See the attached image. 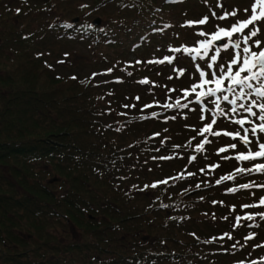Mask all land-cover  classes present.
<instances>
[{
  "label": "trees",
  "instance_id": "16d2710c",
  "mask_svg": "<svg viewBox=\"0 0 264 264\" xmlns=\"http://www.w3.org/2000/svg\"><path fill=\"white\" fill-rule=\"evenodd\" d=\"M107 4L112 12L100 10L105 17L100 24L76 15V22L46 20L31 29L17 24L21 10L11 13L9 3L0 0V264H226L222 254L234 251L242 236L264 238V206L259 201L244 205L234 200L226 206L236 191L241 192L239 187L249 185L248 165L237 159L243 143L238 142L234 155L226 152L224 139L231 135L224 133L232 130L212 125V132L220 135L201 133L197 113H191L201 101L206 112L219 95L225 106L220 123L224 125L226 115L236 113L225 110L236 107L238 112L245 103L241 98L236 105L224 101L232 87L224 83L222 91L212 96L205 95L212 87L204 84L197 100L190 88L178 89L173 79L169 85V77L150 74L170 63L150 61L167 56L175 66L180 62L188 66L190 55L197 61L195 52L174 51L200 46L186 42L202 25L186 22L224 16L236 4L92 0L79 10L84 14ZM237 21L230 19L225 29ZM48 36L81 41L109 61L105 82L55 68L48 56ZM99 46H112L116 53H101ZM130 52L138 55L136 61H127ZM141 63L150 69L143 77L153 100L138 108L129 88L136 76L134 67ZM185 111L192 119L177 114L171 128L155 132L145 128L128 143L114 137L115 133L122 137L128 127L135 129L146 118L156 119L153 113L173 116ZM218 118L214 114L211 121ZM148 138L156 141L155 148L168 152L160 161L171 170L159 182L149 179L140 188L136 170L143 167L140 145L150 146ZM228 176L232 179H221ZM234 182L240 185L231 195L228 188ZM196 207L204 213L200 215L209 230L189 221ZM245 213L252 219L237 222L234 214ZM254 262L264 264V257L246 263Z\"/></svg>",
  "mask_w": 264,
  "mask_h": 264
},
{
  "label": "rangeland",
  "instance_id": "374dc122",
  "mask_svg": "<svg viewBox=\"0 0 264 264\" xmlns=\"http://www.w3.org/2000/svg\"><path fill=\"white\" fill-rule=\"evenodd\" d=\"M4 2L9 3V9L11 13H14L16 11L21 10L18 19L17 24L19 26L25 27V24H28V26L32 29L36 28L38 24L40 23H46V20L54 21L63 19L65 22H71L72 17L78 15L79 17L83 18L86 21L91 22V20L94 17H101L102 20L105 19L104 16L99 14L100 10H104L106 13L112 12V7L107 4L102 8H94L92 11L86 10L84 14H82L79 10V6L81 4H92V0H3ZM221 1V0H220ZM232 2V4H236V7L234 9L231 8L230 12H235V15H230L224 20H219V16H213L210 20L207 21V23L202 24V27L199 29L198 33L203 32L206 35L201 36L198 33L194 38H192L188 43V45H194L199 44L203 41L209 40L212 38L213 34L217 33L219 28H226L230 26V19H235L236 17L239 18V21L242 19L244 20L247 16L250 17L252 15V4L254 3V0H229ZM229 8V7H228ZM90 9V8H89ZM247 9V11H245ZM212 17V14H211ZM102 26V25H101ZM253 26L250 25L249 28H246L244 31V34H247L249 30ZM256 27L260 28L261 31L258 33L256 37H253L251 40L248 41L247 44L244 43V34L236 35L234 39L240 41V47L235 48L232 47L233 40L228 39H220L221 42H213V45L209 48L208 54L204 55L203 50H201V55L197 56V61L194 60L191 55L188 63L189 65L186 66L182 62L179 63L178 66H175V64H171L169 66L166 65L164 69H158L150 73L152 76H157L159 73L161 75H164V77H169V85H172L173 82L172 79L177 83V87L179 89L180 86L183 88H190L193 91V86L195 85H201V77L200 72L203 71L205 73V76L203 79H212L215 80L216 77H222L224 84H231V80L229 79L228 75L225 74V70L228 67V64L231 62L232 58L239 53L241 57L246 56V53H243L242 49L244 47L251 48L252 51L258 52L260 49H258L254 41L259 40L261 41V47H264V22H259ZM27 28V27H26ZM187 36V34L185 35ZM49 39L46 40V43H50V47L48 45V51L50 48V52L48 53V56H50L51 60L54 63L55 68L60 70L61 72L66 73H78L80 76H91L94 77L93 79H97V81L105 82L107 79V75L104 74L105 71H107L109 67V61L98 57L97 53L94 51V49L90 48L86 44H84L81 41H77L76 39L72 40H53L52 37L48 36ZM51 39V40H50ZM235 40V41H236ZM227 43L229 44V48L225 49L223 45ZM220 49V54L217 56V60L213 62L211 60V56L216 55L215 49ZM258 49V50H257ZM99 51L104 54H110V53H116V50L112 46H99ZM210 52V53H209ZM135 52H130L127 56V61H136L138 55ZM158 56V55H157ZM167 62V61H166ZM242 63V60H241ZM208 64H212V68L208 67ZM223 65V67H218V65ZM164 66V65H163ZM237 69L236 65H233V71ZM150 69L146 68L141 65H136L134 67V71L136 73V76L131 80V85L129 88V91H134L131 93V96L134 94V98L138 100L134 103L138 108L143 103H149L153 100L152 98V92L150 85L148 83H141L140 81L145 80L143 77L144 75H148V72ZM130 71V70H129ZM96 74V75H93ZM249 75V73H242L241 76ZM163 77V76H162ZM264 81L261 80H251L249 83L253 85V87H259L261 86V83ZM137 83V84H136ZM222 83V85H224ZM206 85H210L212 88H215V83H209ZM239 87V90H236V88ZM241 87L240 85H236L235 91H229L226 95H228L229 100L232 99H238L241 98L242 102L245 103V105H248L255 101V106H253L252 111L257 113V116H249L248 113L244 112L243 109L238 108V112L236 113H228L226 115V120L228 121L224 125H220L221 121L223 120V115L221 114L220 110H224L225 106L223 107L220 104V101L222 100L220 96L213 97L211 104L208 106V109L206 112H204L202 101L199 102L198 107L191 113H197L198 119H199V128L203 129L207 124L211 123V116L214 114L221 117L218 118L219 121H217V124H213L215 128H222L218 126H223V128H226V130H232V135L228 136L224 141L226 142L224 144V147L226 148V152H229L230 154L234 155L237 153L236 147L238 146V142L243 143V150L239 151L238 154H245L247 155L249 152H256L259 151L258 148V141L264 142V133H260L257 131L255 135H252V133L249 131L247 133L249 140L251 143L245 144L241 141L240 136L245 135V129H251L255 124H261L264 123V121H260L257 117L261 114L259 111L258 105L261 103H264V98L257 97L254 94H251L253 91H247L243 89V95H241ZM238 89V88H237ZM164 90H166L164 88ZM128 91V92H129ZM204 92L203 86L196 87L193 91V95H197ZM156 93H159L156 91ZM137 95L139 96L137 99ZM133 98V97H132ZM164 98V97H163ZM201 99V97L199 98ZM181 100V99H180ZM182 101V100H181ZM229 103V102H228ZM184 104V103H181ZM217 104H219V108H217ZM230 104V103H229ZM231 105V104H230ZM183 106V105H181ZM181 106H176V111L180 110ZM228 106V105H227ZM175 111V112H176ZM226 112L228 109L225 110ZM170 112H166L163 115L155 114L153 116H156V119L149 120L148 118L145 119L143 124H140L137 128H130L128 127V131L120 137L117 133L114 134V137L116 140L121 141L125 140L126 143L132 141L135 138L140 137L142 134H144L145 128H148L151 132H155L157 129L162 128H171L173 125L177 123L178 120H176L177 114L178 116L186 117L185 115L187 112L185 111L184 114L174 113L175 115L171 116L169 114ZM238 113V114H237ZM190 119H192L193 115L189 116ZM203 117V119H202ZM247 117L248 120L251 121V123H246V125H241L235 123L234 121L242 118ZM230 122V124H229ZM203 126V127H202ZM239 133V136H236L235 134ZM147 144L140 145L141 153L140 155L144 156V160L142 161L143 167H140L139 170H136V172L139 174V182L137 183V186L142 188L143 183L147 182L149 179L159 182L162 177H164V174H167L170 172V167H167L165 164H162L160 161L161 158L165 159L167 158L168 152L161 151L160 148H155L156 141L154 139L148 138ZM235 144L236 147L232 148L231 145ZM152 150V152L150 151ZM146 159V160H145ZM246 166V169H252L250 171V177L248 179L249 187L243 188L242 186L239 187V183H232L231 186L228 189H233V191H230L229 193L232 195L234 194L235 190L239 187L241 192H237L234 195V197L229 198L226 202V206L229 207L232 205L230 201H239L241 204H248L249 202H257L261 198H264V172L256 171L255 166L257 164H264V157L257 158L255 160H245L244 165ZM147 180V181H146ZM236 188V189H235ZM264 206V205H263ZM202 208V207H201ZM201 212V213H200ZM200 214H204L199 207L194 208V210L191 213V216L189 218L190 222H195L197 224H200L205 231L209 230V224L206 220H204ZM233 217V213L231 214ZM249 216L248 214H243L240 217L234 214V217L236 218L237 222H246V217ZM251 230L248 228V231H244L246 234H249ZM254 231V230H253ZM243 232V231H242ZM74 236H76V231L74 230L72 232ZM242 235V233H241ZM242 240H238L237 245H239L237 248H234V251H237L234 254V251L227 250L226 253L222 254L224 256V260L226 264H247L246 262H250L256 258H263L264 257V238L262 240L257 238L253 234H249L247 236H242ZM248 237H251L248 239ZM238 239L236 237L233 242H235ZM234 244V243H233ZM232 244V245H233ZM219 249L223 250L221 247H218ZM181 261V260H180ZM160 264H185L180 263L179 261H164Z\"/></svg>",
  "mask_w": 264,
  "mask_h": 264
},
{
  "label": "snow or ice",
  "instance_id": "6c2138e0",
  "mask_svg": "<svg viewBox=\"0 0 264 264\" xmlns=\"http://www.w3.org/2000/svg\"><path fill=\"white\" fill-rule=\"evenodd\" d=\"M247 11V9L245 10ZM215 15V13H213ZM229 15H235V12L233 13H226L224 16L218 17L220 20H224L227 18ZM208 21V17H204L199 21H188L186 22L187 26H192L194 23L198 24H205ZM259 22H264V0H254V3L252 4V15L244 21H237L235 24L231 26L230 29H224V28H219L217 33L213 34L212 38L210 40H206L200 43L199 48H176L174 51L180 52L181 50L185 53L191 54L193 52L196 53V56L201 55V50H203V54L207 55L209 48L213 45V41L220 40V39H228L231 40L234 34H244V30L246 28H249L250 25L253 27L249 30L247 34H244V43L247 44L249 40H251L253 37H256L258 33L261 31L260 28L256 27V25ZM65 27H71V25H65ZM201 36L206 35L203 32L198 33ZM254 44L257 48L260 50L258 52L252 51L251 48L249 47H244L242 49L243 53H246V56L241 57L239 53H237L231 60V62L228 64L227 69L225 70V74L228 75L229 79L231 80V85L232 87L229 88V91H235L234 86L240 85L241 87V95H243V89H253V85L249 83L251 80H261L264 81V47H261V41L255 40ZM225 49L229 48V44L225 43L223 45ZM232 47L239 48L240 47V41L236 40L232 42ZM216 55L211 56V60L215 62L217 60V56L220 54V49L216 48L215 49ZM195 59V57H193ZM242 60V63H241ZM167 61L168 63L172 62V59L170 57H164L163 60L159 61H150V63H164ZM139 63V61L137 62ZM233 65L237 66V69L233 71ZM212 64H208L209 68H212ZM218 67H223V65H218ZM111 71V70H109ZM242 73H249V75H244L241 76ZM96 75V74H93ZM205 76V73L203 71L200 72V77H201V85H195L193 86V91L195 90L196 87H201L204 84H209V83H215L216 87L215 88H209L207 93L205 95L207 96H212L215 95L216 93H219L222 91L221 85L223 83V78L222 77H216L215 80L213 81L212 79L209 80H204L203 77ZM75 79V77H73ZM141 83H147L146 80L140 81ZM251 94H254L257 97L264 98V82L261 83L260 87H256L253 89V92ZM200 96L197 94V100H199ZM223 100L228 101L232 105H236L237 100L232 99L229 100V97L227 95H223ZM138 99V98H137ZM179 103V102H177ZM186 106V105H185ZM253 106H255V101L248 105L241 104L239 105V108L243 109L244 112L248 113L249 116H257L256 112L252 111ZM145 107H149L146 105ZM167 107H172L171 105H167ZM260 115L257 117L260 121H264V103H261L258 105ZM217 108H219V104H217ZM232 112H237V108L233 107L230 109ZM221 114L223 115V110H221ZM155 115V113H153ZM203 119V117H202ZM235 123L243 125L245 123H251L250 120H248L247 117H242L236 121ZM216 123V120L213 119L211 123L207 124L203 129H201V133L204 132H209L212 135H220L219 132H212V125ZM251 132L252 135H255L257 131L260 133H264V123H261L257 126L252 127L251 129H245V135L240 136V139L242 142H244L246 145L251 143L249 140V137L247 135L248 132ZM224 135H232L230 133H224ZM236 136H239V133L235 134ZM264 139V138H262ZM207 142V141H206ZM202 147V145H201ZM232 148H235L236 145L233 144L231 145ZM258 148L259 151L256 152H249L247 155L245 154H240L237 156V159L240 160H255L257 158L264 157V142H259L258 141ZM220 152H224L225 149L221 148L219 150ZM194 159V158H193ZM256 171L264 172V164H257L255 166ZM239 171H244V169H240ZM247 171H252V169H248ZM221 179H232L231 176L228 177H222ZM166 183V181H164ZM217 183L219 184L220 181L218 180ZM156 185L153 184L152 187H155ZM199 187V185H197ZM242 187L247 188L249 185H242ZM229 191H233V189H229ZM260 205H264V198H261L260 200ZM258 205H251L250 207H257ZM261 216L264 217V213H261ZM246 219H252L251 216L246 217ZM251 237H248L250 239ZM255 264V262H254Z\"/></svg>",
  "mask_w": 264,
  "mask_h": 264
},
{
  "label": "water",
  "instance_id": "95a60500",
  "mask_svg": "<svg viewBox=\"0 0 264 264\" xmlns=\"http://www.w3.org/2000/svg\"><path fill=\"white\" fill-rule=\"evenodd\" d=\"M78 20V17L76 16V17H74L73 18V21L75 22V21H77ZM92 22L94 23V24H99L100 22H101V18L98 16V17H94L93 18V20H92ZM214 43L215 42H221V40H216V41H213Z\"/></svg>",
  "mask_w": 264,
  "mask_h": 264
}]
</instances>
